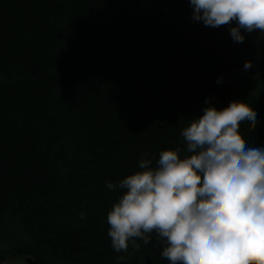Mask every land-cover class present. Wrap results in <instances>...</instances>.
I'll return each instance as SVG.
<instances>
[{"label": "trees", "instance_id": "1", "mask_svg": "<svg viewBox=\"0 0 264 264\" xmlns=\"http://www.w3.org/2000/svg\"><path fill=\"white\" fill-rule=\"evenodd\" d=\"M255 32L261 48L235 42L189 0H0V264H169L155 233L111 247L122 191L107 184L160 151L183 157L181 131L207 106L248 103L257 125L239 131L264 146Z\"/></svg>", "mask_w": 264, "mask_h": 264}, {"label": "clouds", "instance_id": "2", "mask_svg": "<svg viewBox=\"0 0 264 264\" xmlns=\"http://www.w3.org/2000/svg\"><path fill=\"white\" fill-rule=\"evenodd\" d=\"M189 3L205 26L235 22V42L244 41L241 29L264 32V0ZM256 115L243 101L207 106L181 131L183 157L181 148L160 151L155 166L142 158L139 170L108 183L122 191L107 214L111 247L127 252L131 241L138 250L136 241L148 244L155 233L169 264H264V146L239 131L242 122L255 130Z\"/></svg>", "mask_w": 264, "mask_h": 264}, {"label": "rangeland", "instance_id": "3", "mask_svg": "<svg viewBox=\"0 0 264 264\" xmlns=\"http://www.w3.org/2000/svg\"><path fill=\"white\" fill-rule=\"evenodd\" d=\"M226 26L228 27V29H230V27H235L237 25L235 24V22H233L232 24ZM241 34L244 36V40H246L248 43L255 45L258 48L262 47V35L257 34L255 31L249 33L244 31L243 29H241ZM18 264H27V263H18Z\"/></svg>", "mask_w": 264, "mask_h": 264}, {"label": "water", "instance_id": "4", "mask_svg": "<svg viewBox=\"0 0 264 264\" xmlns=\"http://www.w3.org/2000/svg\"><path fill=\"white\" fill-rule=\"evenodd\" d=\"M144 13L150 17H152L153 19H155L156 21H160L161 19H163L164 17L167 16L166 12H160V13H156L153 11V9L148 5H144L142 7Z\"/></svg>", "mask_w": 264, "mask_h": 264}]
</instances>
